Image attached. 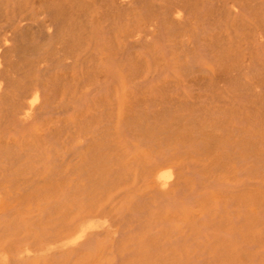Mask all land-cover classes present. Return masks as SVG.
Segmentation results:
<instances>
[{"label": "rangeland", "instance_id": "1", "mask_svg": "<svg viewBox=\"0 0 264 264\" xmlns=\"http://www.w3.org/2000/svg\"><path fill=\"white\" fill-rule=\"evenodd\" d=\"M240 37L235 52L255 61L251 75L177 57L173 75L128 77L111 107L66 109L57 100L50 128L21 146L34 176L0 205V244L25 235L47 252L72 253L79 247L66 243L75 226L92 221L90 232L108 242L94 258L77 252L69 264H264V54L254 48L250 58ZM78 91V100L88 99ZM88 160L89 184H57L70 179L58 176L63 171L83 179ZM164 165L175 172L166 189L157 180ZM170 236L178 242L171 258Z\"/></svg>", "mask_w": 264, "mask_h": 264}, {"label": "bare ground", "instance_id": "2", "mask_svg": "<svg viewBox=\"0 0 264 264\" xmlns=\"http://www.w3.org/2000/svg\"><path fill=\"white\" fill-rule=\"evenodd\" d=\"M241 34L250 58L254 48L264 54V42L256 44L264 40V0H0V205L14 202V189L32 185L29 150L21 146L50 128L49 109L57 100L66 109L111 107L114 90L116 98L124 95L128 77L173 75L177 57L193 68L213 62L234 78L251 75L255 61L235 52ZM210 48L218 49V58ZM81 88L88 99L76 98ZM80 167H87L83 179L70 180L63 171L58 176L70 179L57 184H89V160ZM157 170L162 189L174 183L172 167ZM41 171L55 175L48 167ZM94 224L75 226L66 243L79 247L72 253L47 252L41 239L25 235L9 239L0 244V264H69L77 252L94 258L108 242L90 232ZM21 240L32 247L14 246ZM169 241L171 258L178 242Z\"/></svg>", "mask_w": 264, "mask_h": 264}]
</instances>
